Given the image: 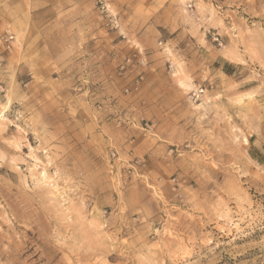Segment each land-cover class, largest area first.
Instances as JSON below:
<instances>
[{
	"label": "rangeland",
	"instance_id": "1",
	"mask_svg": "<svg viewBox=\"0 0 264 264\" xmlns=\"http://www.w3.org/2000/svg\"><path fill=\"white\" fill-rule=\"evenodd\" d=\"M41 1L0 0V264H264V0Z\"/></svg>",
	"mask_w": 264,
	"mask_h": 264
},
{
	"label": "crops",
	"instance_id": "2",
	"mask_svg": "<svg viewBox=\"0 0 264 264\" xmlns=\"http://www.w3.org/2000/svg\"><path fill=\"white\" fill-rule=\"evenodd\" d=\"M75 4L76 1L74 0H42L41 2H37V5L32 3L31 6L33 5V7H36V9L33 11L35 12L37 19L50 21L53 16H55V13H57L59 8L62 7L63 9L70 10ZM22 5H24V8H22L23 11H29L26 8L27 6L25 5V1Z\"/></svg>",
	"mask_w": 264,
	"mask_h": 264
}]
</instances>
